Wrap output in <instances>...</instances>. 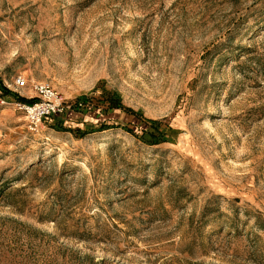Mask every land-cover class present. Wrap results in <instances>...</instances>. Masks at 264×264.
I'll return each instance as SVG.
<instances>
[{"label":"rangeland","instance_id":"1","mask_svg":"<svg viewBox=\"0 0 264 264\" xmlns=\"http://www.w3.org/2000/svg\"><path fill=\"white\" fill-rule=\"evenodd\" d=\"M40 82L35 130L0 93V264H264V0H0Z\"/></svg>","mask_w":264,"mask_h":264},{"label":"built area","instance_id":"2","mask_svg":"<svg viewBox=\"0 0 264 264\" xmlns=\"http://www.w3.org/2000/svg\"><path fill=\"white\" fill-rule=\"evenodd\" d=\"M15 84L17 87H23L24 79L18 78ZM32 90L36 97L35 102L17 104L18 109L25 114L30 129H37L44 119L62 114L69 109L64 98L49 84L36 83Z\"/></svg>","mask_w":264,"mask_h":264},{"label":"trees","instance_id":"3","mask_svg":"<svg viewBox=\"0 0 264 264\" xmlns=\"http://www.w3.org/2000/svg\"><path fill=\"white\" fill-rule=\"evenodd\" d=\"M0 93H1V96H5V97H7V96H11V97H13L15 100H17L18 102H20V103H32V102H34V100H25L24 98H21V97H19L18 95H16V94H14V93H12V92H10L9 90H7L4 86H2L1 85V83H0ZM111 105H113V107H115V108H119V109H121V108H123L122 106H121V104L118 102V100H113V101H110L109 102ZM127 111H130V110H127ZM47 119H50V118H46V120ZM86 126H88L89 127V125H86ZM61 126L60 125H58L57 127L55 126V128L56 129H59ZM149 127L150 128H153V127H158V123L157 122H153V121H151L150 123H149ZM86 132H83L82 134L84 135Z\"/></svg>","mask_w":264,"mask_h":264}]
</instances>
